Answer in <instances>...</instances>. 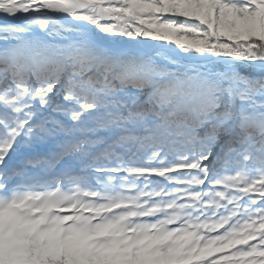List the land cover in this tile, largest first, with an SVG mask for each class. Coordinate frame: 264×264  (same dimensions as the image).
Segmentation results:
<instances>
[{"label": "snow or ice", "instance_id": "6c2138e0", "mask_svg": "<svg viewBox=\"0 0 264 264\" xmlns=\"http://www.w3.org/2000/svg\"><path fill=\"white\" fill-rule=\"evenodd\" d=\"M0 220V264H264V0H0Z\"/></svg>", "mask_w": 264, "mask_h": 264}, {"label": "rangeland", "instance_id": "374dc122", "mask_svg": "<svg viewBox=\"0 0 264 264\" xmlns=\"http://www.w3.org/2000/svg\"><path fill=\"white\" fill-rule=\"evenodd\" d=\"M19 237H23V236H19ZM21 239V238H20ZM18 240L19 242L20 241H23L22 239L21 240ZM37 244H39V245H41V246H45V245H43L42 244V242H41V240L40 241H28V243H27V245H26V248H25V250H21V249H17V252H18V254H19V256L21 257V256H23V257H26V255L28 254V252H29V250L32 248V247H34L35 245H37Z\"/></svg>", "mask_w": 264, "mask_h": 264}]
</instances>
